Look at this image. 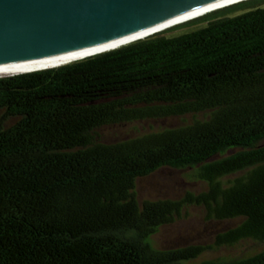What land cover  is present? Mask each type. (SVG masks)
I'll return each mask as SVG.
<instances>
[{"label":"trees","instance_id":"obj_1","mask_svg":"<svg viewBox=\"0 0 264 264\" xmlns=\"http://www.w3.org/2000/svg\"><path fill=\"white\" fill-rule=\"evenodd\" d=\"M164 169H191L208 190L141 203L138 181ZM187 205L231 227L213 247L157 249L153 237ZM243 242L264 246V0L0 77V264H194ZM200 264H264V249Z\"/></svg>","mask_w":264,"mask_h":264},{"label":"water","instance_id":"obj_2","mask_svg":"<svg viewBox=\"0 0 264 264\" xmlns=\"http://www.w3.org/2000/svg\"><path fill=\"white\" fill-rule=\"evenodd\" d=\"M248 0H0V68L119 49Z\"/></svg>","mask_w":264,"mask_h":264},{"label":"rangeland","instance_id":"obj_3","mask_svg":"<svg viewBox=\"0 0 264 264\" xmlns=\"http://www.w3.org/2000/svg\"><path fill=\"white\" fill-rule=\"evenodd\" d=\"M172 123L180 124L181 121L129 124L106 130L105 136L109 141L132 139L164 130ZM207 190V184L196 180L191 169H164L139 180L136 187L137 197L141 203L158 200L180 201L188 193L199 195ZM229 227L231 225L228 223L207 221L203 208L187 205L183 209L181 216L171 225L162 227L153 237L152 242L157 249L161 250L180 249L198 245L213 247L217 235L226 231ZM263 249V245L255 242H243L235 247L215 248L206 252L194 264H200L202 261L215 258L247 257L255 255Z\"/></svg>","mask_w":264,"mask_h":264},{"label":"bare ground","instance_id":"obj_4","mask_svg":"<svg viewBox=\"0 0 264 264\" xmlns=\"http://www.w3.org/2000/svg\"><path fill=\"white\" fill-rule=\"evenodd\" d=\"M78 57L79 56H77V55H71V56H68L67 58L52 59V60L39 61V62H33V63L4 67V68H0V76L22 73V72H25L27 70L45 69V68L52 67L53 65H57V64H60L62 62L71 60L73 58H78Z\"/></svg>","mask_w":264,"mask_h":264}]
</instances>
